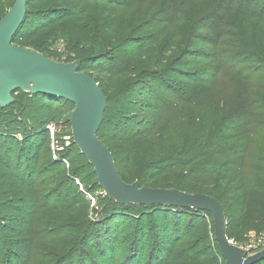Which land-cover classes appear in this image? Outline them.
<instances>
[{
	"label": "rangeland",
	"instance_id": "374dc122",
	"mask_svg": "<svg viewBox=\"0 0 264 264\" xmlns=\"http://www.w3.org/2000/svg\"><path fill=\"white\" fill-rule=\"evenodd\" d=\"M217 1L46 0L29 5L32 11L26 16L22 31H32L49 23L47 27L39 28L29 43L18 41L14 46L38 52L62 64L67 59L78 62L97 55L112 61L115 51L125 44L131 45V49L138 41L152 42L160 38L157 45L134 52L136 67L156 86L154 95L162 101L167 98L182 117L196 115L197 109L208 114L216 109L220 115L222 110L237 113L245 109L248 101L264 100V93L258 89L264 87V82H255L256 88L247 87L238 83L235 75L238 69L255 61L252 54L258 51L264 54V16L261 18L264 0H254L258 1L255 9H247L242 4L222 16L215 13ZM14 2L0 0L1 18ZM79 8L85 12L79 13ZM76 45L80 47V59L73 54ZM170 45L173 47L169 48ZM132 49L135 51V47ZM165 55L164 67L170 66L164 75L159 65ZM236 64L242 65L236 68ZM90 75L102 84L110 83L102 76ZM117 81H114L113 109L127 115L119 129L121 139L132 138L137 124L144 119L149 124L139 129L150 132L145 136L149 145L155 143V135L161 143L174 145V141L162 136L163 127L152 124L156 114L146 110L134 97L128 109L117 108V100L122 97L127 101L136 80L128 76L119 84ZM154 101L152 98L151 103ZM30 107L0 108L1 121L14 124L19 142L22 132L29 130L30 123L25 118H29ZM69 119L66 116L62 123L49 124V144L35 164L30 163L23 146L15 145L17 168L21 166V174L35 184V188L23 195L0 192V201H11L9 204L15 209L8 214L0 212V264H133L132 251L139 244L142 253L137 264H146L156 245L154 241L161 239L163 225L170 236L175 235L176 229L180 231L179 240L174 242L175 252L188 248L192 240L202 241L206 237L208 242L196 251L219 252L211 238L213 219L210 214L184 213L179 225L174 217L157 214L152 209L114 207L113 201L98 186L92 167L73 143ZM139 144L112 142L109 146L117 161L122 160L123 150H127L131 162L140 165L143 155L142 151H137ZM177 180L180 181V176L165 174L151 184L155 188H173ZM191 184L188 182L185 189L190 190ZM148 186L151 187L145 185ZM229 187L226 181L210 194L219 198ZM230 199L232 196L227 194L220 200L229 214L226 220L232 222ZM141 212L145 215L140 216ZM117 233L119 242L114 244L112 234ZM247 236L249 233L239 236L236 242L243 243Z\"/></svg>",
	"mask_w": 264,
	"mask_h": 264
},
{
	"label": "trees",
	"instance_id": "16d2710c",
	"mask_svg": "<svg viewBox=\"0 0 264 264\" xmlns=\"http://www.w3.org/2000/svg\"><path fill=\"white\" fill-rule=\"evenodd\" d=\"M45 1L27 0L26 16L32 11V7L29 8V5L40 4ZM85 1L93 3L95 0ZM242 4L246 5L247 9H255L258 1L218 0L214 10L217 15L222 16L234 6L241 7ZM78 12H85V9L79 8ZM25 19L23 25L12 39L13 45L18 41L29 43L32 37L38 33L37 30L39 28H45L49 24L47 23L32 31L24 32L22 30ZM159 40L160 38H156L152 42L138 41L131 49H129L131 45L125 44L122 49L115 51L112 61L106 60L102 55L80 59L81 55L80 51H78L80 47L76 45L73 49V54L80 60L76 62L72 59H67L64 62V64L76 62L79 72L102 76L110 82L102 84V82L95 79L107 100L103 122L97 132V137L112 154L119 175L125 183L132 184L137 182L141 187L150 184L151 187L148 186L146 188L174 189L187 194L212 197L221 204L225 218L229 214L225 210V204L220 199L230 194L232 199L229 200V208L233 213V219L232 222L226 220L227 239L237 243V238L239 239V236L245 233L264 235V100L248 101L245 109L237 113L230 114L222 110L220 115L216 112L218 111L216 109L211 114H208L197 109L196 115L192 114V117H182L169 101H166L167 98L162 101L158 95L153 94L156 89L153 80L148 79L149 77H143V73L136 67L134 54L145 50L148 46L157 45ZM134 47L135 51L132 49ZM168 47L172 48L173 45ZM167 51L164 52L166 55L169 52ZM40 55L44 56L43 54ZM166 55L159 65L164 75L167 74V68L170 66L164 67V63L167 60ZM237 56L239 57L238 54ZM252 56L255 61L247 65L246 68L238 69L235 75L239 78L236 80L238 83L256 88L254 86L255 82H264V54L258 51ZM211 59H214V56ZM241 65L236 64V68ZM128 76H133L136 80L134 88L128 93L127 101H124L122 97L117 100V108L128 109L132 106L131 98L134 97L141 105L147 108L146 110L149 109L152 114H156L152 117V124L163 127L162 136L174 141V145L161 143L158 135H155V143L149 145L145 136L150 132L139 129L144 124H149V121H144V119L141 122L138 121V129L132 138L121 139L122 135H119L121 132L119 129L124 124V121L127 120V115L121 110L116 111L113 109V100L116 98L113 94L116 86L114 81L118 80L116 84H119ZM258 89L264 93L263 86ZM12 98L14 103L6 108L20 105L22 109H25L31 106L29 118H25L30 125L28 126L29 130L22 132V139L19 142L18 137H16L17 133L15 131L17 129H14V124L7 120L1 121L0 118V192H7L8 194L20 193L23 195L24 192H29L31 188H35V184L29 182L27 177L21 174V166L17 168L18 166L15 163L17 155L15 145H21L28 151L30 163H37L41 151L49 144L50 132L47 127L49 124L62 123V119L66 116L70 118L74 106L57 97L31 95L21 91L14 92ZM152 98L155 100L153 104L151 103ZM160 101H162L161 105ZM187 121L190 124H187ZM111 132H114V134ZM112 142L131 143V145L134 142H140L137 146V151H142L143 155L140 165L131 162V156L127 150H123L125 155L122 160L117 161L109 146ZM18 164L20 165V163ZM165 174L180 176V181L177 180L178 182L176 181L177 183L173 188H155V186H152L158 177ZM214 180L220 182V185L215 184ZM226 181H229L230 185L228 191L221 193L219 198L210 194L215 188L225 184ZM188 182H191L193 186L189 188L190 190L185 189ZM9 203L11 201H0L1 213L8 214L15 210ZM112 205L121 208L131 206L140 210L144 208L152 209L157 214H166L169 217H174L179 225L182 223L183 217H185L184 213L209 214L193 209L167 206H121L114 201ZM141 215L145 214L141 212ZM160 232L161 239L159 242L154 241L156 245L149 254L146 264H225L220 252L211 254L196 251L202 244L208 242V237L204 240L202 239V241L201 239L192 240L188 248L175 252L174 242L179 240L180 231L176 229L173 232L175 235L171 234L170 236V232L163 225ZM183 235L187 236L188 233ZM119 236L118 233L112 234V240H115L114 244L119 242ZM211 238L214 241L213 234H211ZM138 242L139 238L136 239L135 244H138ZM137 246L139 247L133 249V257L130 259L131 261L133 260V264H137L138 259L141 257L140 253H142V245L139 244ZM108 252L112 255L109 249ZM258 264H264V260Z\"/></svg>",
	"mask_w": 264,
	"mask_h": 264
},
{
	"label": "water",
	"instance_id": "95a60500",
	"mask_svg": "<svg viewBox=\"0 0 264 264\" xmlns=\"http://www.w3.org/2000/svg\"><path fill=\"white\" fill-rule=\"evenodd\" d=\"M26 7L27 0H15L0 19V108L14 103L12 94L16 91L69 102L74 106L69 119L73 143L93 168L98 186L110 200L121 206H167L209 213L213 219L214 241L225 264L263 261L264 249L247 255L229 242L223 208L214 198L174 189H151L122 180L112 154L97 137L107 100L95 79L79 72L76 62L60 64L12 44L23 25Z\"/></svg>",
	"mask_w": 264,
	"mask_h": 264
},
{
	"label": "built area",
	"instance_id": "2783aa9c",
	"mask_svg": "<svg viewBox=\"0 0 264 264\" xmlns=\"http://www.w3.org/2000/svg\"><path fill=\"white\" fill-rule=\"evenodd\" d=\"M232 245L242 249L247 253V255L258 253L262 249H264V235H255L250 233L249 236L246 237L243 243H234L233 241H229ZM222 260V259H220Z\"/></svg>",
	"mask_w": 264,
	"mask_h": 264
}]
</instances>
